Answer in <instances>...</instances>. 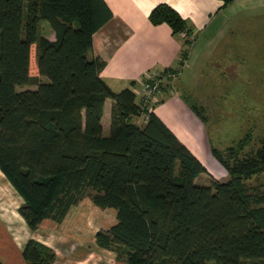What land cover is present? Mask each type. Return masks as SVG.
I'll return each mask as SVG.
<instances>
[{
	"label": "trees",
	"instance_id": "1",
	"mask_svg": "<svg viewBox=\"0 0 264 264\" xmlns=\"http://www.w3.org/2000/svg\"><path fill=\"white\" fill-rule=\"evenodd\" d=\"M220 1L221 8L234 2ZM111 17L103 0H0V171L23 200L19 214L32 231L57 227L87 197L115 211V223L98 231L95 243L117 261L264 264V191L248 183L264 173V138L247 149V132L224 150L211 147L226 179L213 178L154 105L130 89L113 93L100 78L105 63L89 56L92 35ZM148 21L167 25L173 36L192 32L167 4L155 6ZM41 22L53 41L41 34ZM182 45L171 74L192 43ZM190 108L206 122L203 109ZM200 174L208 185L194 182ZM22 258L53 264L55 254L29 240Z\"/></svg>",
	"mask_w": 264,
	"mask_h": 264
},
{
	"label": "crops",
	"instance_id": "2",
	"mask_svg": "<svg viewBox=\"0 0 264 264\" xmlns=\"http://www.w3.org/2000/svg\"><path fill=\"white\" fill-rule=\"evenodd\" d=\"M103 1L112 17L92 35V50L89 54L90 57H99L105 63L100 78L113 93L124 89L141 92L143 82L150 77L162 75L159 98L172 89L176 95L166 103L153 106L151 111L199 160L193 147L197 142L195 135L201 133L203 127L182 102L181 98L184 97L181 90L186 93L195 86L214 56H231L229 61L232 63L227 65L234 69V73L241 70L240 57L244 56L242 54H245V50L256 49V45L252 44L256 40V30L258 26L264 29V0H234L226 8H221L220 0ZM159 4L173 8L195 34L183 66L172 74L168 69L177 68L185 35L180 33L173 36L167 25L154 26L148 21L149 13ZM257 23H261V26ZM50 31L47 39L53 41L54 33ZM228 40L231 41V47L226 48ZM235 79L234 75L233 82ZM173 101L176 109L170 105ZM111 105L112 101L106 100L103 107L101 125L104 136L110 130ZM106 106L109 110H106ZM176 111L184 116V120L188 119L192 123L193 133L185 124L176 121L175 126L171 127L165 121V117L173 120ZM210 175L220 180V174ZM221 175L225 177L224 171ZM21 204V198L0 171V264H26L22 251L29 240L52 249L55 254L53 264H127L117 261L112 252L98 248L95 240L91 244L82 238H75L71 233H63L66 225H69L68 218L74 213L73 208L85 203L79 202L73 206L57 227L43 225L35 231L30 230L19 214ZM90 205L98 208L92 202Z\"/></svg>",
	"mask_w": 264,
	"mask_h": 264
},
{
	"label": "rangeland",
	"instance_id": "3",
	"mask_svg": "<svg viewBox=\"0 0 264 264\" xmlns=\"http://www.w3.org/2000/svg\"><path fill=\"white\" fill-rule=\"evenodd\" d=\"M260 24L257 23V25ZM40 28L41 34L48 38L51 31L47 24L41 22ZM256 31V40L252 43L256 45V49L251 51L247 49L245 54H242L244 56H241L239 60L241 66L239 72L234 73V69L228 66L232 63V61H229L232 58L231 56H221V59L214 56L189 92L185 93L179 89L186 99L181 98L182 102L203 127V131L195 135V137L197 136V142L193 147L195 148L194 152L209 174H220V176L218 175L220 181L226 178L221 175L223 168L212 156L211 147L219 151L224 150L240 140L247 132L252 135L251 143L247 149L257 147L259 140L264 138V29L258 26ZM242 42L245 43V40H242ZM228 43L225 46L226 48L231 47L230 40H228ZM234 75L236 79L233 82ZM29 88L34 89L33 86ZM174 94L176 95V91L172 89L161 94L162 98L157 95L156 102L149 103V105L151 107L152 105L158 106L162 102L166 103L174 98ZM137 96L141 99L140 91ZM170 105H173L175 109L177 108L174 101ZM191 105L203 109V116L206 118L205 123L191 110ZM106 110H109L108 106H106ZM176 113L173 120L165 117V121L171 127L175 126L174 122L177 121V123L185 124L192 131V123L188 119L184 120V116L180 115V112L176 111ZM134 120L139 125L144 122L143 117ZM194 182L197 185H208L209 177L206 174H200ZM248 183L264 191V173ZM89 201L91 202L86 197L80 201L85 204L73 208L74 213L68 218L69 225H66L63 233H71L75 238H82L85 242L92 244L98 231L107 230L114 224L115 211L113 209H95ZM21 203L23 204L22 199Z\"/></svg>",
	"mask_w": 264,
	"mask_h": 264
},
{
	"label": "built area",
	"instance_id": "4",
	"mask_svg": "<svg viewBox=\"0 0 264 264\" xmlns=\"http://www.w3.org/2000/svg\"><path fill=\"white\" fill-rule=\"evenodd\" d=\"M185 39L193 43L195 39L194 32H191L190 34H186L184 32ZM161 87V80L158 78H148L145 82L142 83V91H141V99H143L145 102L153 103L156 102V96L160 92ZM136 95H138V92L133 91Z\"/></svg>",
	"mask_w": 264,
	"mask_h": 264
}]
</instances>
